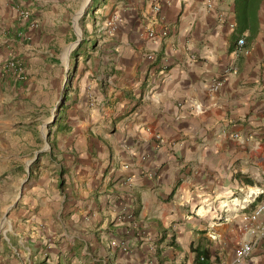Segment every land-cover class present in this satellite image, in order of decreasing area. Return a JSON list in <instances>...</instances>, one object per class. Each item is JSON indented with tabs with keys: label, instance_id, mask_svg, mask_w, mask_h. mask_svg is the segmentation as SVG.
<instances>
[{
	"label": "crops",
	"instance_id": "crops-1",
	"mask_svg": "<svg viewBox=\"0 0 264 264\" xmlns=\"http://www.w3.org/2000/svg\"><path fill=\"white\" fill-rule=\"evenodd\" d=\"M89 1L0 0V264H264V0ZM92 11L49 120L31 55Z\"/></svg>",
	"mask_w": 264,
	"mask_h": 264
},
{
	"label": "rangeland",
	"instance_id": "rangeland-1",
	"mask_svg": "<svg viewBox=\"0 0 264 264\" xmlns=\"http://www.w3.org/2000/svg\"><path fill=\"white\" fill-rule=\"evenodd\" d=\"M86 0H83V6L86 4ZM89 1V0H88ZM92 1H89V5L83 10V13H87L89 7L92 5ZM81 12L80 17L77 20H72L73 32L71 27L67 30H71L72 38L62 37L59 53L54 57H48V53L39 52L38 55H31L33 62L31 64L32 71V86L34 88L35 100L41 105H46V108L51 115L57 112V110L63 105V95L67 94L72 82L73 74V63L71 64V56L73 50L80 44L85 42L84 39H94V28L99 27L101 37L109 34L112 30L116 29L114 20L116 17L113 16L108 21H103L100 25L98 22V13L92 11L90 14L91 19L83 20V14ZM103 20V19H102ZM36 28L39 26L33 25ZM67 28V27H66ZM78 29V31H77ZM58 42V41H57ZM89 42V40L87 41ZM30 59V58H29Z\"/></svg>",
	"mask_w": 264,
	"mask_h": 264
},
{
	"label": "built area",
	"instance_id": "built-area-1",
	"mask_svg": "<svg viewBox=\"0 0 264 264\" xmlns=\"http://www.w3.org/2000/svg\"><path fill=\"white\" fill-rule=\"evenodd\" d=\"M208 6H209V5H208ZM153 9H154L155 11H158V10H159V7H158V6H155ZM22 14H23L24 16H27V15H28L27 12H22ZM149 35L151 36L152 33H149ZM238 45H243V40H242V39H239V40H238ZM13 67H14V62H13V61H8V62L6 63V66H5L6 69H10V68H13ZM221 85H222V81H220V80H213V81L210 83V85H209V89H210V91H215V90H218V89L220 88ZM196 107H197V106H196ZM263 210H264V200H263L262 205H261V206L255 211V213H254L250 218H251V219H255L256 216H257L261 211H263ZM244 219L246 220L247 217H244ZM263 236H264V234H263ZM249 253H250V244L247 243V242H243V243H241V244L237 247L236 252H235V256H236V258H237L238 260H240V259H243V258L247 257V256L249 255ZM201 260H202V258H201Z\"/></svg>",
	"mask_w": 264,
	"mask_h": 264
},
{
	"label": "bare ground",
	"instance_id": "bare-ground-1",
	"mask_svg": "<svg viewBox=\"0 0 264 264\" xmlns=\"http://www.w3.org/2000/svg\"><path fill=\"white\" fill-rule=\"evenodd\" d=\"M86 2H88V0H86L85 3H86ZM77 31H78V29H77Z\"/></svg>",
	"mask_w": 264,
	"mask_h": 264
},
{
	"label": "trees",
	"instance_id": "trees-1",
	"mask_svg": "<svg viewBox=\"0 0 264 264\" xmlns=\"http://www.w3.org/2000/svg\"><path fill=\"white\" fill-rule=\"evenodd\" d=\"M241 25V24H240Z\"/></svg>",
	"mask_w": 264,
	"mask_h": 264
}]
</instances>
